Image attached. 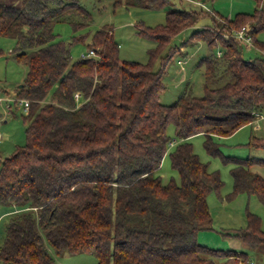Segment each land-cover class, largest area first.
Masks as SVG:
<instances>
[{
  "label": "trees",
  "instance_id": "obj_1",
  "mask_svg": "<svg viewBox=\"0 0 264 264\" xmlns=\"http://www.w3.org/2000/svg\"><path fill=\"white\" fill-rule=\"evenodd\" d=\"M254 12L227 18L213 11L173 8L166 22L138 32L153 38L149 62L122 59L113 28L103 25L89 47L97 57L73 59L71 43L57 39L54 26L68 22L88 27L93 14L79 0H0V35L15 39L14 58L28 66L16 96L30 100L24 121L27 142L0 160V204L18 207L8 220L0 257L6 264H57L50 251L92 252L97 264H249L247 252L209 247L199 232L212 228L208 195L223 186L219 171L209 170L189 138L203 133L210 154L221 155L219 138L264 115V0ZM159 8L169 0H115V4ZM212 13V24L194 30L191 40L222 46L205 64L203 95L185 90L163 104L164 66L180 46L173 38ZM249 24L261 54L245 58L233 32ZM228 34V37L225 35ZM85 36L74 40H84ZM168 49L162 67L152 60ZM227 74L231 78H226ZM81 94L79 100L75 93ZM211 108L222 109L216 116ZM170 152L180 183L159 174ZM173 144V142H172ZM249 146L264 149V135ZM232 164V195L255 194L264 204V157L222 155ZM264 252L259 215L248 212L247 225L227 231Z\"/></svg>",
  "mask_w": 264,
  "mask_h": 264
},
{
  "label": "rangeland",
  "instance_id": "obj_2",
  "mask_svg": "<svg viewBox=\"0 0 264 264\" xmlns=\"http://www.w3.org/2000/svg\"><path fill=\"white\" fill-rule=\"evenodd\" d=\"M10 3L19 4L23 0H4ZM93 14V21L88 27L73 29L68 22H57L54 32L57 39L71 43L73 59L82 56V52L89 50V42L96 30L103 25H110L113 28L114 37L120 44L119 53L122 59L149 62L151 59L150 50L157 46V42L148 36L138 32V25L144 23L146 26H157L166 22V12L173 8H195L213 11V14H220L227 18L235 17L239 12L252 13L262 4L256 0H169L167 6L159 8H145L127 6L124 3L115 4V0H79ZM212 13L203 15L199 20L179 34L172 42V46H180L168 63L164 66L163 82L166 87L161 93L160 100L163 104H172L185 90H191L193 94L201 96L204 94V70L205 64L200 61L203 57L217 54L222 51L221 45L209 47L204 40H191L190 36L195 29L212 24ZM249 25V24H247ZM85 36L84 40H74L75 37ZM258 38L264 42V30L258 33ZM15 39L9 36L0 35V160L13 153L17 146L27 142L26 127L28 121H24L23 104L16 96L19 85L25 79L28 66L14 58L11 51L15 46ZM243 46L245 58H254L261 54V51L251 46ZM168 49H164L152 60L154 69L162 67L163 59ZM226 78H231L227 74ZM9 98V99H8ZM11 98V99H10ZM14 99H18L15 101ZM11 104V112L8 106ZM210 112L216 116H222L225 111L211 108ZM167 133L171 137L167 152L163 157L159 174L164 183L174 179L180 183V175L172 167L170 152L180 140L176 136L175 125L171 122L167 126ZM264 135V115L257 117L252 123L238 128L230 135L220 137L218 142L221 155H212L205 147V135L199 133L193 135L189 140L193 144L194 151L200 159L208 164L209 170L219 171L223 180V186L219 190H213L208 195V204L213 218L212 228L199 232V242L209 247L220 249H235L247 252L256 264H264V252L262 249L254 248L239 237L226 234L227 231L244 227L247 225V214L253 212L260 216L262 228L264 229V204L255 194L241 192L232 195L234 190V178L231 174L232 164L223 162L222 155L240 157L257 156L264 157V149L248 145L252 136ZM264 176V167L255 166ZM19 210L18 207L0 204V245L4 241L5 228L10 215ZM50 251L55 257L57 264H97L98 258L92 252L70 253L62 255ZM217 264H223V259H216ZM0 264H6L0 257Z\"/></svg>",
  "mask_w": 264,
  "mask_h": 264
},
{
  "label": "built area",
  "instance_id": "obj_3",
  "mask_svg": "<svg viewBox=\"0 0 264 264\" xmlns=\"http://www.w3.org/2000/svg\"><path fill=\"white\" fill-rule=\"evenodd\" d=\"M249 25H244L242 26L240 29H237L233 32V36L236 37L238 40H240L242 42V44H245V46H247L248 48H251V46H254L253 43V38L252 35L249 33ZM226 37H228V34L225 35ZM264 53V51H263ZM82 56L81 57H91V56H99L98 52L95 48L93 47H89V50L87 52H82L81 53ZM222 51H218V55H221ZM81 94L79 92L75 93V98L77 100H79ZM9 99V98H8ZM11 99V98H10ZM20 99V103L23 104L24 110L28 111L29 109V105H30V100L29 99H24V98H19ZM15 101H17L18 99H14ZM12 106L11 104L8 106V111L11 112ZM257 117H261V116H257ZM1 131H0V136H1ZM249 264H254L253 261H250Z\"/></svg>",
  "mask_w": 264,
  "mask_h": 264
},
{
  "label": "crops",
  "instance_id": "obj_4",
  "mask_svg": "<svg viewBox=\"0 0 264 264\" xmlns=\"http://www.w3.org/2000/svg\"><path fill=\"white\" fill-rule=\"evenodd\" d=\"M21 85H22V84H21ZM21 85H19V86H21ZM261 117H262V116H261ZM1 136H2V134H1ZM1 136H0V137H1ZM251 261H253L252 258H251ZM253 262H254V261H253ZM254 264H256V263L254 262Z\"/></svg>",
  "mask_w": 264,
  "mask_h": 264
}]
</instances>
